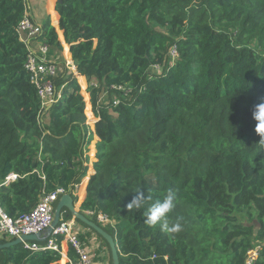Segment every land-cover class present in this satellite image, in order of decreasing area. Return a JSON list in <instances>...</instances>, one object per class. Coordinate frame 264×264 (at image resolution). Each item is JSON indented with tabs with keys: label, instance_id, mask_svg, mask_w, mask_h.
Masks as SVG:
<instances>
[{
	"label": "trees",
	"instance_id": "obj_1",
	"mask_svg": "<svg viewBox=\"0 0 264 264\" xmlns=\"http://www.w3.org/2000/svg\"><path fill=\"white\" fill-rule=\"evenodd\" d=\"M55 1L59 29L48 17L32 40L57 68L59 98L42 114L17 33L26 1L0 0V180L18 176L0 188L6 215L83 180L79 214L112 221L96 224L115 240L119 264H245L255 246L254 264H264V152L252 119L264 99V0ZM94 144L90 177L84 153L90 145L93 162ZM136 189L153 199L175 191L167 220L181 230L147 224V205L128 210ZM60 218L71 216L62 209ZM59 263L54 251L0 250V264Z\"/></svg>",
	"mask_w": 264,
	"mask_h": 264
},
{
	"label": "built area",
	"instance_id": "obj_2",
	"mask_svg": "<svg viewBox=\"0 0 264 264\" xmlns=\"http://www.w3.org/2000/svg\"><path fill=\"white\" fill-rule=\"evenodd\" d=\"M17 33L20 40L26 44L28 50L25 69L29 73L31 84L37 90L41 112L43 114V110L45 108L47 109L59 98L56 96V90L52 84V78L57 75V68L55 65L48 64L46 61L48 47L42 41H32L41 34V27L32 22L27 14L19 23ZM172 56H175V52H172ZM70 72L72 75H76L75 70ZM114 105H117L116 101ZM17 178L18 176L14 173L8 174L4 179L0 180V188L7 187L9 184L15 182ZM70 192L62 187L56 188L53 192L42 195L39 202L31 211L15 218H9L0 206V240H15L22 236L44 233L53 221L55 204L61 196ZM85 214L89 217H95L96 223L98 224L113 225L112 221L106 215L100 213L95 214L91 211ZM57 238H61L59 245L57 244ZM64 243L73 251L75 257L73 261H69V264H93L90 254L77 235L74 219L67 221L60 220L51 235L46 237L42 242H25L21 245L27 251H54L61 256V244ZM258 252V246L248 250L245 264H254L258 257Z\"/></svg>",
	"mask_w": 264,
	"mask_h": 264
},
{
	"label": "clouds",
	"instance_id": "obj_3",
	"mask_svg": "<svg viewBox=\"0 0 264 264\" xmlns=\"http://www.w3.org/2000/svg\"><path fill=\"white\" fill-rule=\"evenodd\" d=\"M252 119L255 122L254 131L259 136V142L257 143L258 151L264 152V99L254 106L252 110ZM134 192L136 194L126 206L128 210L133 208L141 209L147 205V211L145 213V222L147 224L156 225L157 223H160L161 229L169 233H176L181 230V224L179 222L169 224L167 220V214L176 206L175 202L177 200V193L175 191L168 190L163 198L156 199H153L152 195L147 194L145 191H140L139 189H136Z\"/></svg>",
	"mask_w": 264,
	"mask_h": 264
},
{
	"label": "crops",
	"instance_id": "obj_4",
	"mask_svg": "<svg viewBox=\"0 0 264 264\" xmlns=\"http://www.w3.org/2000/svg\"><path fill=\"white\" fill-rule=\"evenodd\" d=\"M47 3H48V0H27L28 17L32 20V22H34L36 25H38L40 27L42 26V24L44 23V21L49 17V20H50L51 25L54 27L55 31H57L59 29L58 28V16L56 14V17H57L56 18V24H53L51 15H49V13L51 11V8L53 7V3L50 6H48L49 4H47ZM59 42L61 43V41H59ZM63 45H65V44L62 41V43H61L62 52H63ZM63 57H64V59H66L65 56H63ZM50 58H49V60L51 62L58 63V61H57V59H56V57L54 55H53V57L51 59ZM70 59H71V56H70ZM94 136L95 135H93V137ZM97 141H96V143H97ZM95 144L93 146V148H94V155H95ZM92 164L93 163L90 164V167H87V169H88L87 173H89V171H91L90 177L93 175ZM82 187H83V180L80 183V185H78V186L75 187V190H74V193L73 194L74 195L75 194H78L79 195L80 194V190H81ZM83 198H84V196H83ZM80 204L78 206H76V204L74 203V206H75V208L77 210H79ZM76 231L79 232L78 236L80 238V241L86 247V250L90 254L91 259L96 264H107L108 263V258H109L108 252H107V248L99 240V238H97V236L94 233H92L91 235H89L88 234L89 231L86 230V229H84L82 226H80L78 224H76ZM80 234H82V236L83 235L85 236V240H83L81 238ZM61 250H62V252H61V260L62 259H65V264H69L70 258L68 257V251L70 249L64 243V244H61Z\"/></svg>",
	"mask_w": 264,
	"mask_h": 264
},
{
	"label": "water",
	"instance_id": "obj_5",
	"mask_svg": "<svg viewBox=\"0 0 264 264\" xmlns=\"http://www.w3.org/2000/svg\"><path fill=\"white\" fill-rule=\"evenodd\" d=\"M62 209H66L69 212L71 219L79 221L80 223L91 229L93 232H95L99 237H101L109 247L112 264H119L118 251L116 249L115 240L104 230H102L96 223L79 214V210L75 208L73 198L70 193L61 196L58 200L54 210L53 221L50 227L44 233L22 236L21 238H17L13 241L6 242L5 244H0V250L8 249L16 245H21L25 242H42L46 237H49L51 235L53 229L58 225Z\"/></svg>",
	"mask_w": 264,
	"mask_h": 264
},
{
	"label": "rangeland",
	"instance_id": "obj_6",
	"mask_svg": "<svg viewBox=\"0 0 264 264\" xmlns=\"http://www.w3.org/2000/svg\"><path fill=\"white\" fill-rule=\"evenodd\" d=\"M47 4H49V3H47ZM48 6H50V5H48ZM49 13V12H48ZM60 41V40H59ZM61 43H62V41H61ZM95 43V42H94ZM33 47H35V45H33ZM63 51H64V45H63ZM62 55L64 56V54H63V52H62ZM66 60V59H65ZM72 64V65H71ZM66 67H67V69L68 70H70V71H73V70H75V68H74V66H73V63H72V61H71V59H70V62H68V61H66ZM74 76V78H76V75H73ZM77 84H78V82H77ZM86 88H87V84H86ZM86 91V90H85ZM80 92H81V95H82V91L80 90ZM83 96V95H82ZM90 107H91V105H90ZM86 108V107H85ZM85 111V110H84ZM84 115H85V113H84ZM86 116V115H85ZM86 119H87V125L89 126L90 124H89V122H88V118H87V116H86ZM96 121V120H95ZM94 121V122H95ZM94 124V123H93ZM89 132H92V130H90V127H89ZM91 144V143H90ZM90 145H89V147H87V149H86V151H85V156L88 158V161H87V164L85 165L86 167H90V164L91 163H94V162H96V159H95V155H94V160H93V162H91L90 161ZM95 153H96V151H95ZM88 171V170H87ZM82 182V181H81ZM85 196V195H84ZM72 197H74V198H76L77 200H76V206H78L81 202H82V200L78 197V194L77 195H74L73 193H72ZM84 199V198H83ZM56 205V204H55ZM77 224V223H76ZM98 224V223H97ZM78 225H80V224H78ZM80 226H82V225H80ZM99 226L102 228H104V226L105 225H101V224H99ZM84 229H86V230H88L89 231V235H91L92 233H93V231L92 230H90L89 228H86L85 226H82ZM79 234V232H77V235ZM95 234V233H94ZM96 236H97V234H95ZM80 236H81V238L83 239V240H85V236L83 235L82 236V234H80ZM99 240L101 241V242H103L100 238H99ZM103 244L106 246V244L103 242ZM106 248H107V246H106ZM107 252H108V250H107ZM92 262H93V264H96L93 260H92ZM107 264H109V258H108V263Z\"/></svg>",
	"mask_w": 264,
	"mask_h": 264
},
{
	"label": "bare ground",
	"instance_id": "obj_7",
	"mask_svg": "<svg viewBox=\"0 0 264 264\" xmlns=\"http://www.w3.org/2000/svg\"><path fill=\"white\" fill-rule=\"evenodd\" d=\"M54 3H55V1H54Z\"/></svg>",
	"mask_w": 264,
	"mask_h": 264
}]
</instances>
